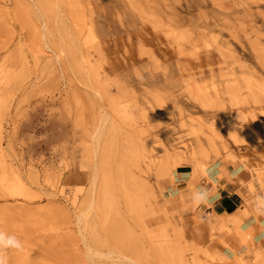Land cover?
Returning a JSON list of instances; mask_svg holds the SVG:
<instances>
[{
    "label": "rangeland",
    "instance_id": "rangeland-1",
    "mask_svg": "<svg viewBox=\"0 0 264 264\" xmlns=\"http://www.w3.org/2000/svg\"><path fill=\"white\" fill-rule=\"evenodd\" d=\"M39 2L0 0L7 264H264V0Z\"/></svg>",
    "mask_w": 264,
    "mask_h": 264
},
{
    "label": "bare ground",
    "instance_id": "bare-ground-1",
    "mask_svg": "<svg viewBox=\"0 0 264 264\" xmlns=\"http://www.w3.org/2000/svg\"><path fill=\"white\" fill-rule=\"evenodd\" d=\"M40 1V2H39ZM38 2H39V4L40 5H42V3H41V0H38ZM44 6H45V4H43V7H41L42 8V10H40V6H37L38 7V10L39 11H43V9H44ZM46 7V6H45ZM41 14V13H40ZM43 15V14H42ZM43 27V26H42ZM44 29L46 28V26L44 25V27H43ZM44 29H43V32H44ZM48 32V31H47ZM50 32V31H49ZM43 39H44V41H45V46L46 47H49V44H48V42L46 41V39H47V35H46V33L44 32L43 33ZM49 36V35H48ZM51 46V45H50ZM45 47V48H46ZM50 49H52V48H50ZM63 50V49H62ZM55 51V50H54ZM59 51H61V50H59ZM60 53V52H59ZM63 53V52H62ZM54 54V53H53ZM53 54H52V56H53ZM57 54H58V51H57ZM57 54H55V56H56V59L57 60H59V58H60V55L62 56L63 54H59V56L57 55ZM64 54H65V50H64ZM66 55V54H65ZM65 55H63L64 57H65ZM66 57H67V55H66ZM65 57V58H66ZM53 58V57H52ZM86 59V58H85ZM55 61V60H54ZM85 61V60H84ZM84 61L82 62L83 64H85L84 63ZM87 61H89V60H87ZM86 65V64H85ZM89 65L91 66V63L89 62ZM89 65H86V66H88L89 67ZM84 67V65H83V67L84 68H86V70H88V69H90V68H88V67ZM88 68V69H87ZM85 70V69H84ZM85 70V71H86ZM84 71V72H85ZM88 71H91V70H88ZM90 73V72H89ZM88 73V74H89ZM86 74V73H85ZM87 74V75H88ZM93 74V73H92ZM86 75V76H87ZM95 75V74H94ZM89 76H91V77H93V75H91V74H89ZM93 79V78H92ZM90 83V82H89ZM95 83V82H94ZM98 84V83H97ZM96 84V85H97ZM92 85H93V83H92ZM95 85V84H94ZM94 85H93V87H94ZM99 85V84H98ZM100 86V85H99ZM100 89H101V87H100ZM99 89V90H100ZM94 90L96 91V88H94ZM98 90V89H97ZM98 92H100V91H98ZM97 92V93H98ZM102 94V93H101ZM105 94V93H104ZM100 95V94H99ZM101 97L103 96V94L102 95H100ZM98 97V96H97ZM107 110V109H106ZM105 110V111H106ZM104 111V110H103ZM104 114V113H103ZM105 116H106V114H104ZM103 115V116H104ZM102 120H101V126H99L98 128H96V130H95V132H94V134H93V136H92V142H93V144H94V148L92 149L93 150V159L92 160H94V162L96 161V163L95 164H93V165H97V166H94L95 167V170H94V175H93V177H91L92 179V181H91V189H89V190H91L90 192L91 193H93L95 190H96V188L98 187V185L99 184H101V185H103V187L104 188H109L110 187V185H109V183H108V178L106 177V173L107 172H103L102 170V172L103 173H105V174H103L102 172H99L100 171V169H99V166L98 165H100L101 163H103L102 161V159H103V156H104V153H103V151H100V149H102L101 147H102V144H101V138H102V136H103V134L105 133V128H106V126L109 124L108 122L110 121L109 120V117H108V115L106 116V117H102L101 118ZM108 123V124H107ZM201 123V122H200ZM100 125V124H99ZM0 139H1V126H0ZM103 150V149H102ZM100 152H102V153H100ZM105 152V151H104ZM166 152V151H165ZM167 154V153H166ZM107 155V154H106ZM104 158H106V157H104ZM153 158V157H152ZM87 161V160H86ZM83 162V161H82ZM89 162V161H88ZM91 162V161H90ZM104 162H105V159H104ZM2 163V162H1ZM84 163H86V162H84ZM106 163V162H105ZM104 164V163H103ZM89 165V164H88ZM92 165V164H91ZM102 165V164H101ZM100 165V166H101ZM90 166V165H89ZM103 167V166H102ZM90 168H91V166H90ZM103 169V168H102ZM102 173V174H101ZM17 175V174H16ZM48 177H50L51 178V176H53V173H50V174H48L47 175ZM13 177H15V176H13ZM17 177H18V175H17ZM20 178V180H21V178L22 177H19ZM107 178V179H106ZM25 179V178H24ZM54 179V178H53ZM51 180H52V178H51ZM52 181H54V180H52ZM102 181V182H101ZM23 182V183H22ZM101 182V183H100ZM24 184H26V181L24 182V180L23 181H21V182H18V185H17V187L18 188H20V190L24 187ZM14 188H15V186H14ZM16 189V188H15ZM27 190V189H26ZM18 193V192H17ZM95 202H96V199L95 198H92L91 200H90V202L88 203V205H87V208H85L84 209V211L82 212V213H80L79 215H78V217H76V218H78V221L80 222V223H83L85 220V217L84 216H86V215H84L86 212L85 211H87V210H90L93 206H95ZM229 214H231V213H227L226 215H229ZM229 216H232L233 217V214H231V215H229ZM84 217V218H83ZM230 218V217H229ZM219 219V218H218ZM228 219V218H227ZM238 218L236 217V216H234V220H233V222H235V221H237L238 223H239V219L237 220ZM224 220V219H223ZM222 220V221H223ZM77 221V222H78ZM87 221V220H86ZM85 221V222H86ZM227 222V221H226ZM113 223V222H112ZM116 223V222H115ZM115 223H113V224H111L110 225V227L108 228L109 229V234H110V236H113L114 235V230H115V232L117 231L116 229H113V227L115 228ZM223 223V222H222ZM78 224V223H77ZM84 224V223H83ZM88 224V223H87ZM117 224V223H116ZM80 227V226H79ZM84 227V226H83ZM117 227V226H116ZM82 228V227H81ZM81 228L79 229V230H81ZM84 229V228H83ZM107 229V228H106ZM113 230V231H112ZM82 231V230H81ZM111 232H113V234H111ZM93 235V234H92ZM115 236V235H114ZM93 237V236H92ZM114 240V239H113ZM93 241H94V239H93ZM94 242H96L97 243V240L96 241H94ZM91 243V242H90ZM88 251H87V257L90 259V260H92V261H94L95 262V259H96V261L98 262V261H100L102 258H104V257H106V259L109 257L110 259L112 258V256H113V252H109V254L108 255H106V253H104L103 254V251H102V253L100 252V251H98L97 249L95 250L94 248V250L93 249H91L90 248V246L88 245ZM127 258V257H126ZM131 261H133L132 260V258H129ZM93 262V263H94ZM112 262V261H111ZM92 263V262H91ZM121 263H123V262H117V263H113V264H121ZM134 263V262H133ZM104 264V263H103ZM106 264V263H105ZM137 264V263H136Z\"/></svg>",
    "mask_w": 264,
    "mask_h": 264
},
{
    "label": "clouds",
    "instance_id": "clouds-1",
    "mask_svg": "<svg viewBox=\"0 0 264 264\" xmlns=\"http://www.w3.org/2000/svg\"><path fill=\"white\" fill-rule=\"evenodd\" d=\"M216 198L218 199L219 197L217 196ZM191 199L195 205H200L210 203L212 196L208 190L199 188L193 193ZM255 210L258 214L264 215V197H257ZM23 247L24 245L15 235H8L0 231V264H7L4 250L15 249L22 251Z\"/></svg>",
    "mask_w": 264,
    "mask_h": 264
},
{
    "label": "crops",
    "instance_id": "crops-1",
    "mask_svg": "<svg viewBox=\"0 0 264 264\" xmlns=\"http://www.w3.org/2000/svg\"><path fill=\"white\" fill-rule=\"evenodd\" d=\"M223 200L225 201L224 203L222 202L221 203V205L222 204H225V206H224V208H225V211H230V209H234V206H238L237 204H236V202L232 199V197L231 196H225L224 198H223ZM238 217V216H237Z\"/></svg>",
    "mask_w": 264,
    "mask_h": 264
}]
</instances>
